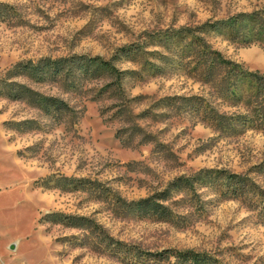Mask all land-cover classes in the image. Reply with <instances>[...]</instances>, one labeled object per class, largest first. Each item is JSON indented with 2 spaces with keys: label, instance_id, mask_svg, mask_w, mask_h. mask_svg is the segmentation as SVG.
<instances>
[{
  "label": "rangeland",
  "instance_id": "obj_1",
  "mask_svg": "<svg viewBox=\"0 0 264 264\" xmlns=\"http://www.w3.org/2000/svg\"><path fill=\"white\" fill-rule=\"evenodd\" d=\"M261 25L264 0H0V264H264V131L215 134L183 71L197 38L264 75Z\"/></svg>",
  "mask_w": 264,
  "mask_h": 264
},
{
  "label": "trees",
  "instance_id": "obj_2",
  "mask_svg": "<svg viewBox=\"0 0 264 264\" xmlns=\"http://www.w3.org/2000/svg\"><path fill=\"white\" fill-rule=\"evenodd\" d=\"M248 25L253 27L250 23ZM202 41H197L196 38L188 44V57L191 59L183 66L187 78L206 87V98L201 100V108L195 109L194 115L202 112L200 122L220 137L239 138L247 129L264 131V75L258 72L250 73L243 65L225 58L221 52L213 50L209 44ZM243 43L247 45L250 41L244 39ZM97 60L95 58L92 61ZM93 68L96 72L100 70L98 65ZM261 173H264V170L258 172L257 176ZM206 177L209 180V176ZM223 177L226 186L225 197L231 195L232 198L239 199L250 192L246 177L236 174ZM160 199L166 198L164 196ZM145 201L144 209L157 214L165 213V206ZM179 257L185 262L205 261L191 252L182 253Z\"/></svg>",
  "mask_w": 264,
  "mask_h": 264
}]
</instances>
